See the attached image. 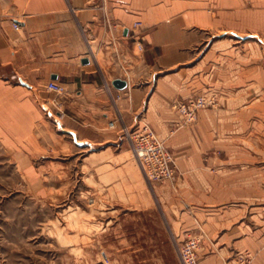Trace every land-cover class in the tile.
Here are the masks:
<instances>
[{
    "label": "crops",
    "instance_id": "0c3cea01",
    "mask_svg": "<svg viewBox=\"0 0 264 264\" xmlns=\"http://www.w3.org/2000/svg\"><path fill=\"white\" fill-rule=\"evenodd\" d=\"M138 20L142 27L135 29ZM227 32L253 34L264 42V0H0V134H30L39 112L49 111L69 134L108 150L122 137L121 121L115 130L108 128L118 106L129 126L142 113L180 169L177 186L159 187L165 205L195 227L212 218L225 190L237 193L243 183L256 180L245 174L246 163L230 143L243 124L238 117H250L240 111L237 96L221 100L218 109L201 110L193 126H178L182 116L172 108L176 99L192 100L209 82L210 87L239 85L241 71L251 70L250 81L261 85L262 64L232 62L237 50H216L211 63L207 52L203 63H195L202 44ZM117 79L127 87L117 89ZM51 81L65 92L48 90ZM254 103L253 110L259 108ZM96 195L111 208L128 194L109 188Z\"/></svg>",
    "mask_w": 264,
    "mask_h": 264
},
{
    "label": "rangeland",
    "instance_id": "374dc122",
    "mask_svg": "<svg viewBox=\"0 0 264 264\" xmlns=\"http://www.w3.org/2000/svg\"><path fill=\"white\" fill-rule=\"evenodd\" d=\"M253 36L218 33L200 46L195 63H203L207 52L211 63L213 52L228 47L237 50V55H230L232 62L262 64L261 85L253 84L252 71L245 70L240 72L242 85L210 87L209 82L196 95L217 98L205 109H218L221 100L235 95L240 111L250 114L238 117L243 124L235 132L236 142L230 143L246 163L245 174L255 175L254 183L246 181L237 193L225 190L221 204L212 208V218L188 227L189 218L173 214L165 205L159 191L165 182L145 176L124 135L125 119L119 126L122 137L107 150L106 145L69 134L55 112H39L34 132L0 134V264H88L102 259L103 253L111 264H181L179 246L191 236L201 241L203 264H243L241 257L247 252L252 264H264V42ZM253 102L259 108L253 110ZM139 123L149 124L142 113L130 127L134 130ZM178 170L180 176L179 166ZM109 188L127 198H117L110 208L109 200L96 195L99 190L104 196ZM176 223H181L180 230Z\"/></svg>",
    "mask_w": 264,
    "mask_h": 264
},
{
    "label": "built area",
    "instance_id": "2783aa9c",
    "mask_svg": "<svg viewBox=\"0 0 264 264\" xmlns=\"http://www.w3.org/2000/svg\"><path fill=\"white\" fill-rule=\"evenodd\" d=\"M142 27V21L134 23L135 29ZM14 28L19 29L18 23H14ZM47 89L61 95L65 92V87L56 81H51ZM121 97L117 95L116 100ZM217 103V98L210 94L199 95L186 102L176 100L172 108L181 116L179 125H191L198 119L200 110L213 106ZM116 121H124L121 107L117 108V119L109 122L110 128L116 127ZM124 135L131 140L133 152L136 155L145 176L151 182H169L177 186L179 179L178 165L172 151L166 143L158 137L148 123L135 126L134 130L128 125L123 126ZM201 241L196 236L187 238L179 246V257L181 264H202ZM243 264H252L251 254L241 257ZM88 263V262H87ZM88 264H111V258L107 253L102 254V259L95 260Z\"/></svg>",
    "mask_w": 264,
    "mask_h": 264
},
{
    "label": "water",
    "instance_id": "95a60500",
    "mask_svg": "<svg viewBox=\"0 0 264 264\" xmlns=\"http://www.w3.org/2000/svg\"><path fill=\"white\" fill-rule=\"evenodd\" d=\"M85 62H88V59L85 60ZM114 86L117 88V89H125L127 87V82L124 81V80H121V79H117L113 82Z\"/></svg>",
    "mask_w": 264,
    "mask_h": 264
},
{
    "label": "bare ground",
    "instance_id": "6f19581e",
    "mask_svg": "<svg viewBox=\"0 0 264 264\" xmlns=\"http://www.w3.org/2000/svg\"><path fill=\"white\" fill-rule=\"evenodd\" d=\"M12 110V109H11Z\"/></svg>",
    "mask_w": 264,
    "mask_h": 264
}]
</instances>
